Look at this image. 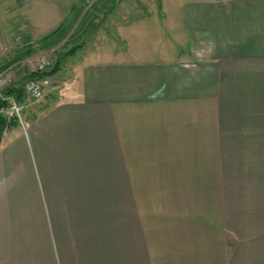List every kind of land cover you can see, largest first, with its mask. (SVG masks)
Listing matches in <instances>:
<instances>
[{
	"label": "crops",
	"instance_id": "obj_1",
	"mask_svg": "<svg viewBox=\"0 0 264 264\" xmlns=\"http://www.w3.org/2000/svg\"><path fill=\"white\" fill-rule=\"evenodd\" d=\"M13 1L37 56L70 54L0 143V264H264V188L198 186L230 146L226 85L261 67L264 0Z\"/></svg>",
	"mask_w": 264,
	"mask_h": 264
},
{
	"label": "rangeland",
	"instance_id": "obj_2",
	"mask_svg": "<svg viewBox=\"0 0 264 264\" xmlns=\"http://www.w3.org/2000/svg\"><path fill=\"white\" fill-rule=\"evenodd\" d=\"M26 14L25 11L20 12V8L15 9L13 0H4L2 4L0 2V67L25 51V43L31 40L35 41V37L46 33V31H32L29 23L25 20ZM67 32L69 31H58L57 33L66 34ZM77 34L79 31H75V35ZM261 38H263L262 50L261 53H256L261 54V67H256L255 75L247 76L245 83L226 85V97L228 96V98L223 100V104H225L223 112L225 113L220 114V116L214 115L213 119L217 122L216 119L219 118V122L228 125L230 146L215 147L214 150L219 153L218 158H215L214 162L207 160L204 168L201 169V174H199L202 178L199 179L198 186L264 188V35ZM124 40L118 42L117 50L121 49L122 55L128 54L130 58L136 59L139 53L132 54L130 52L135 51L136 46H131L128 40ZM55 44L52 43L51 45L55 46L54 49L52 48L45 54L53 61L52 70L56 66L57 71L66 65L65 58L70 52L62 45ZM51 45L50 47H52ZM113 48H115L114 45ZM39 53L40 50L34 51L30 55H34L30 62H26L24 66L19 63L17 67H22L18 71L17 69L13 70L18 82L23 79L21 74L32 71ZM147 53L144 50L140 55L154 56L153 53ZM157 55L161 56L162 53L159 52ZM63 71L59 74L62 77H67L70 74L67 69H63ZM232 79L234 78L230 77V80ZM31 103H35V101L27 100L26 102V104ZM23 118L25 120V114H23ZM206 150L209 151L204 149L205 152ZM203 159H207L205 154ZM155 167L156 165L151 166L152 169ZM171 168L173 169L172 166ZM151 175L155 174L151 173ZM195 176L193 175L192 180L183 179L179 181L173 178L167 180L151 179L150 186L193 187L197 186L193 184ZM180 181L181 184L178 185Z\"/></svg>",
	"mask_w": 264,
	"mask_h": 264
},
{
	"label": "built area",
	"instance_id": "obj_3",
	"mask_svg": "<svg viewBox=\"0 0 264 264\" xmlns=\"http://www.w3.org/2000/svg\"><path fill=\"white\" fill-rule=\"evenodd\" d=\"M33 59L32 56L26 57L23 60L16 61L5 67H0V99L7 101L6 105L0 106V113L5 114L9 117H17L19 122L25 123L23 118V111L27 100L40 101L45 97L46 88L50 84L49 76L46 75L43 78H31L28 79L24 84L25 99L19 100L15 96L5 94V89L16 82L14 76V69L17 71L21 67H17L19 63L23 66L26 62H30ZM53 61L47 55L38 56V60L33 65V71L40 73H48L52 70ZM14 72V74H13ZM16 80V81H15Z\"/></svg>",
	"mask_w": 264,
	"mask_h": 264
},
{
	"label": "trees",
	"instance_id": "obj_4",
	"mask_svg": "<svg viewBox=\"0 0 264 264\" xmlns=\"http://www.w3.org/2000/svg\"><path fill=\"white\" fill-rule=\"evenodd\" d=\"M57 32L58 31L51 32L50 34H48L45 37V39L48 40V39L52 38ZM24 45L26 47V50L23 51L22 53H20L19 55H17L13 60H11V61L7 62L6 64H4L3 67H5V66H7V65H9L11 63H14L16 61H20L21 59H24L26 57H29L34 52L33 43L32 42L25 43ZM58 62H59V60L57 61V63ZM55 72H56V66L54 67L53 70H51L48 73H40V72L32 70V71H29L26 74H21V76H23V79L20 82L16 81V82H14L13 85L7 87L5 89V94L15 96L19 100H24L25 96H26L25 95V91H24V84H25V82L28 79H31V78H43L46 75L50 76V75H52ZM6 104H7V101H4V100L0 99V106L6 105ZM18 122H19V120H18L17 117H9V116H7L5 114H1L0 113V143L2 141V138H3V135H4L5 131L7 129L11 128L13 125L17 124Z\"/></svg>",
	"mask_w": 264,
	"mask_h": 264
}]
</instances>
